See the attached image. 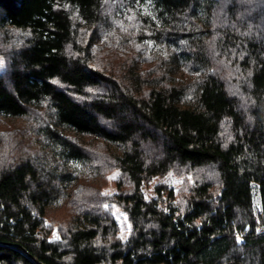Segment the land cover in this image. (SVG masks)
<instances>
[{"label": "trees", "instance_id": "trees-1", "mask_svg": "<svg viewBox=\"0 0 264 264\" xmlns=\"http://www.w3.org/2000/svg\"><path fill=\"white\" fill-rule=\"evenodd\" d=\"M262 6L0 0V264H264Z\"/></svg>", "mask_w": 264, "mask_h": 264}, {"label": "rangeland", "instance_id": "rangeland-1", "mask_svg": "<svg viewBox=\"0 0 264 264\" xmlns=\"http://www.w3.org/2000/svg\"><path fill=\"white\" fill-rule=\"evenodd\" d=\"M262 9H264V6H262ZM162 53L163 52H161V55ZM165 53L167 52H164V54ZM0 70L1 71L4 70L3 63H2V66H0ZM24 126H25V120H22V119L18 120L14 118H9V119L7 118V119L0 120V128L3 130L4 129L8 130L12 128H20ZM73 133L75 134V132ZM66 167L68 170H70L77 176V180L74 182L72 186V189L74 192L80 191L84 187L86 182H90L91 184H97L101 182V184H106L104 188H102L105 193L113 194L116 192L115 180L118 176V171L112 172L109 176L108 182L102 183V181L99 180V178L98 179H96V177L93 178L94 171L90 167H86V165H84V163L82 162L74 163L73 161H69L66 164ZM180 182L181 180L174 177L173 175L155 178L150 184H147L144 186L143 190H144L145 197L149 200L155 198L156 197L155 187L159 183H167L170 186L175 187L178 190V186ZM114 213L120 225V230H121L120 236L123 237V239H126L131 232V224L128 221V217L117 207H115ZM57 235L59 236V239L56 238ZM60 238H61V235L58 232V230H54L50 240H60Z\"/></svg>", "mask_w": 264, "mask_h": 264}, {"label": "snow or ice", "instance_id": "snow-or-ice-1", "mask_svg": "<svg viewBox=\"0 0 264 264\" xmlns=\"http://www.w3.org/2000/svg\"><path fill=\"white\" fill-rule=\"evenodd\" d=\"M2 61H0V66H2ZM105 207H107V205H105ZM57 239H59V236L57 235V237H56Z\"/></svg>", "mask_w": 264, "mask_h": 264}, {"label": "built area", "instance_id": "built-area-1", "mask_svg": "<svg viewBox=\"0 0 264 264\" xmlns=\"http://www.w3.org/2000/svg\"><path fill=\"white\" fill-rule=\"evenodd\" d=\"M260 231H261V232H264V226H262V227L260 228Z\"/></svg>", "mask_w": 264, "mask_h": 264}]
</instances>
